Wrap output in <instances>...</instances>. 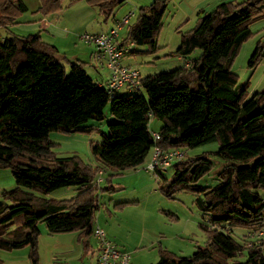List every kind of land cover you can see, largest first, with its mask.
<instances>
[{"label":"trees","instance_id":"16d2710c","mask_svg":"<svg viewBox=\"0 0 264 264\" xmlns=\"http://www.w3.org/2000/svg\"><path fill=\"white\" fill-rule=\"evenodd\" d=\"M62 1L39 0L36 12L43 16L58 12ZM125 1L87 4L106 21ZM167 1L139 7L136 20L125 25L119 45L131 43V55L137 46L157 52ZM27 9L23 0H0V29L6 32L0 40V169L42 184L0 192V251L28 247L30 264H40L43 223L49 234L76 233L86 254L98 193L116 191L115 175L141 165L154 146L187 151L216 142L214 153L224 165L214 186L199 183L212 168L205 152L186 154L175 162L169 179L159 171V190L165 196L172 198L180 191L195 195L206 241L187 256L160 247L153 264H264V246L248 238L264 228V195L259 193L264 192V89L248 95L247 83L238 87V75L231 70L241 44L252 35L251 24L264 14V0L224 1L209 13L199 11L195 26L181 32L175 51L183 66L141 76L138 92L113 95L88 74L87 63L66 58L61 62L56 47L40 31L13 33L10 27ZM263 57L264 38L248 66L255 68ZM108 104L116 121L107 125V133L100 132V141H90L94 164L52 150L53 131H100L89 122L104 120ZM152 118L160 121L158 139L150 130ZM98 175L105 176L103 186L96 182ZM68 186H76L78 192L69 198L48 196ZM236 229L245 231L240 241L232 235ZM244 252L245 260L237 261Z\"/></svg>","mask_w":264,"mask_h":264},{"label":"rangeland","instance_id":"374dc122","mask_svg":"<svg viewBox=\"0 0 264 264\" xmlns=\"http://www.w3.org/2000/svg\"><path fill=\"white\" fill-rule=\"evenodd\" d=\"M23 1L28 9L10 27L13 33L20 36L36 33L41 29L39 27L42 26V23L46 22L41 19L43 15L36 12L39 0ZM152 1L126 0L121 6L114 9L112 15L105 21L96 8L87 4V0H63L62 9L47 17L59 16V19L62 18V28L65 27L63 33L67 35L74 33L77 38L80 33H91L90 31L95 28L115 26L116 20L133 11L134 16L129 21L131 24L136 20L139 7L146 6ZM222 1L230 0H168L162 16V27L157 38L158 51L149 53L145 51L146 46H137L138 51L129 57L137 65L141 76L167 72L181 67L184 60H180L175 52L180 43L181 32L188 31L195 26L199 11L209 13ZM93 26L94 28L91 29ZM250 28L252 35L241 44L239 52L231 64V70L238 75V87L247 83L248 95L264 89V57L255 68H250L247 64L258 41L264 38V14L257 18ZM125 29L126 26L119 31L118 38L124 36ZM5 33L3 29H0V34L5 35ZM80 42L82 41L80 40ZM71 45L73 46L72 41ZM133 48L134 46L131 45L130 49ZM129 51L127 54L130 53ZM198 53L199 50L195 52V54ZM88 72L92 74L89 68ZM104 113L105 119L101 122H89L100 131L94 129L90 133L51 132L49 137L54 142L52 150L59 156L76 155L82 161L94 164L95 159L90 150V141H100V132L107 133V125L116 121L109 114V104L104 108ZM159 125L160 121L152 118L150 130H155ZM217 149L218 144L210 142L186 151L188 156L205 152L212 163L211 170L199 181L203 186H214L217 183V172L224 165V159L214 153ZM147 159L145 160L147 161ZM146 161L136 168L127 169L115 175L112 178V185L116 191L98 193L99 208L95 211L94 217V226L102 227L107 238H111L120 250L130 254V264L155 263L160 247L176 255L187 256L195 251L197 245H203L206 241V235L199 226L202 220L200 211L194 204L195 195L180 191L175 193L172 198L165 196L159 190L160 178H156L143 168ZM171 174V168L163 172L166 179H169ZM103 178H105L104 175H98L96 179V182L101 186L105 183ZM30 180V178L14 177L9 169H0V192L15 186L31 188L36 184H42L39 179H32L34 181L32 183L29 182ZM77 192L76 186H68L58 188L48 196L69 198ZM259 193L264 195L263 191H259ZM117 203L124 204L121 207H116ZM39 229L41 233L48 235L72 236V247L61 253H56L53 258L56 256L62 261L68 260L67 262L70 264H90V251L86 254L83 253V247L77 241L76 233L49 234L43 223H39ZM243 234H245L244 230L236 229L232 235L240 241ZM89 242L92 247L95 246L93 236H90ZM236 260L244 261L245 252Z\"/></svg>","mask_w":264,"mask_h":264},{"label":"built area","instance_id":"2783aa9c","mask_svg":"<svg viewBox=\"0 0 264 264\" xmlns=\"http://www.w3.org/2000/svg\"><path fill=\"white\" fill-rule=\"evenodd\" d=\"M134 16L131 11L121 19L115 21V26L104 32H84L79 36L80 40L95 47V58L99 64L110 71V77L103 83L107 92L113 95L117 90L125 88L126 92H138L141 89V74L136 67L125 65L122 62L128 53L129 46H121L118 43L119 31L129 23ZM4 35L0 34V40ZM154 139L159 135L153 133ZM186 155V151L180 148L162 149L154 146L143 168L151 172L156 178L159 171L167 170L175 162ZM100 180V179H99ZM92 235L96 240L95 258L92 264H130V254L120 250L114 242L107 238L102 227L93 226ZM248 238L264 246V228L248 235ZM250 245V244H249Z\"/></svg>","mask_w":264,"mask_h":264},{"label":"crops","instance_id":"0c3cea01","mask_svg":"<svg viewBox=\"0 0 264 264\" xmlns=\"http://www.w3.org/2000/svg\"><path fill=\"white\" fill-rule=\"evenodd\" d=\"M224 2V1H222ZM93 12V11H92ZM50 16V15H47ZM45 17L43 16L41 19L46 22H41L42 26L39 27L37 32L40 31V34L44 40L53 44L57 49V55L61 62H64V59H68L70 61L79 60L86 64V70L88 72V68L91 69L92 74L88 72V74L97 82L99 83H106L110 77V71L105 66L99 64L98 60L95 58V47L93 45H88L85 43L80 42L79 36L81 33L76 36L73 34H64L63 33V19L59 16L53 17ZM35 22V21H34ZM31 23V22H30ZM33 23V22H32ZM88 25V24H87ZM114 25H110L109 27L93 29L90 31L91 33H98L104 32L112 28ZM94 28L91 27V29ZM43 30V31H41ZM120 39V38H119ZM71 41L73 42V46L71 45ZM84 44V45H82ZM130 49V46H129ZM131 50V49H130ZM131 54H126L122 59V62L125 65L133 66L137 68V65L129 58ZM178 58L183 60L179 55ZM184 65V61L182 62V66ZM115 93L118 94H126V89L121 88L117 90ZM160 128V125L155 129L151 130L152 132H157ZM25 181V180H24ZM29 182H34L30 180ZM93 236V235H92ZM94 237V236H93ZM95 239V238H94ZM112 242H114L111 238L108 237ZM39 241V263L40 264H70L67 262L68 260H60L54 255L56 253H61L66 249L72 247V236L70 235H48L45 233L39 234L38 237ZM115 243V242H114ZM95 247H96V240L95 246L92 247L90 244V258L91 262L95 258ZM88 251V252H89ZM84 253V252H83ZM87 253V252H86ZM0 255L2 257V264H30L28 260V247H23L19 249H14L11 251H0Z\"/></svg>","mask_w":264,"mask_h":264},{"label":"water","instance_id":"95a60500","mask_svg":"<svg viewBox=\"0 0 264 264\" xmlns=\"http://www.w3.org/2000/svg\"><path fill=\"white\" fill-rule=\"evenodd\" d=\"M249 3H252V1H250Z\"/></svg>","mask_w":264,"mask_h":264}]
</instances>
